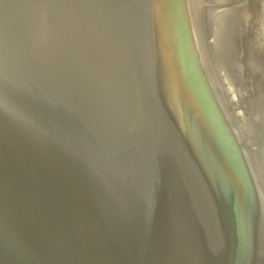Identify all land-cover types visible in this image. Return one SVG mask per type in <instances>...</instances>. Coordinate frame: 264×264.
Returning <instances> with one entry per match:
<instances>
[{"label": "water", "instance_id": "obj_1", "mask_svg": "<svg viewBox=\"0 0 264 264\" xmlns=\"http://www.w3.org/2000/svg\"><path fill=\"white\" fill-rule=\"evenodd\" d=\"M219 4L0 0V264H264V42Z\"/></svg>", "mask_w": 264, "mask_h": 264}, {"label": "bare ground", "instance_id": "obj_2", "mask_svg": "<svg viewBox=\"0 0 264 264\" xmlns=\"http://www.w3.org/2000/svg\"><path fill=\"white\" fill-rule=\"evenodd\" d=\"M217 1H220L221 2V0H217ZM249 2L252 5V3H254V0H250ZM251 5H248V7L251 6ZM263 5H264V0H263L262 4L259 5L260 10L257 9L258 11H252V9L249 8V9H247L248 10L247 11V15H246L245 11H243L244 9H246L243 6H240L238 8V10L236 11L237 12V13H235L236 16H238L239 14H241L242 17H239L240 20L246 21V23H244V26L246 24L248 25V27H249V33L247 32L248 34L246 35L247 36V39H245V40H247V41L245 42V40L243 39L236 46V50L232 54L233 56L239 57V56H241L240 53L242 52V53H244V55L246 57L247 56L249 57L250 54H251V52H252L251 50L253 49V47L256 46V48H258L257 45L259 46L262 42H264V37H262V34L264 32V11H263V13H261L262 8H263ZM233 19H234V17H231L227 21L225 20L226 21V24L229 23L228 25H230V22H233L234 23V20ZM254 22L256 24H253ZM245 30H246V28H245ZM221 34L224 35L223 33H221ZM228 44L229 43H227V40L225 39V37L222 36L221 38H219L218 47L217 48H218V51L221 53L220 58L222 59L221 61H223V62H221L222 64L226 60H228V57H229L230 52L232 53V51H234V48H233L234 43L231 42V44L233 45V46H231V48L228 46ZM261 55H262V58L264 59V46H263V49L260 50V53L258 54V56L257 55L256 56L255 55L253 56V58L256 59L255 60V64L258 63L257 60H259V61L261 60ZM237 61L238 62H241V58H239ZM249 69L250 68H248V70ZM254 77L256 79V81L254 79V82H259V80H260V82L262 83V86H264V70H257L256 71V75ZM236 88L237 87H235V90L238 91Z\"/></svg>", "mask_w": 264, "mask_h": 264}, {"label": "rangeland", "instance_id": "obj_3", "mask_svg": "<svg viewBox=\"0 0 264 264\" xmlns=\"http://www.w3.org/2000/svg\"><path fill=\"white\" fill-rule=\"evenodd\" d=\"M250 0H221V2H220V4H219V7H220V9H219V12H218V14L215 16V19L217 20V22H218V24H222L223 25V32L225 33V31L228 33L229 32V34L231 35V32H232V30L233 29H235L236 28V26H237V24L236 23H238V26L240 27L239 29H240V31H242V37H240V34H238V36H239V38L236 36V42H237V45L239 44V41L241 42L243 39L245 40V39H247V34L249 33V27H248V25L246 24L245 26H244V23H246V21H244V20H240L239 19V17H242L241 16V14H239L238 16H236V14L235 13H237L236 11L238 10V8L240 7V6H243V7H245L246 9H244L243 11H245V13H246V15H247V9H249V8H251L252 9V11H258V10H260V7H259V5H261L262 4V2H263V0H254V3H252V5H251V3L249 2ZM248 5H251V6H249L248 7ZM248 7V8H247ZM258 9V10H257ZM225 17V18H224ZM231 17H234V23L233 22H230V25H228V24H226V21L228 20V19H230ZM226 20V21H225ZM228 28V29H227ZM245 28H246V30H245ZM232 29V30H231ZM221 31V30H220ZM248 32V33H247ZM233 38V41H234V36H233V33H232V35L230 36V39H232ZM247 40H245V42H246ZM239 66V65H238ZM263 69H264V63H263ZM238 68V67H237ZM243 71H244V69L243 70H240L239 72L238 71H234L235 73H234V76H233V78H232V83H233V91L235 92L236 90H235V87H237L236 89L237 90H240V86L238 85L239 84V82H238V76L236 75V74H238L239 73V76H240V78H241V76H242V74H243ZM251 72V71H250ZM237 80V81H236ZM236 81V82H235ZM255 81H256V79H255ZM237 94H238V96H239V93H238V91L236 92ZM250 93V92H249ZM242 95V93L240 92V96ZM238 96H236V97H238ZM246 97L247 98H249V99H251L252 97H253V95H252V93L251 94H247V95H245V99H246Z\"/></svg>", "mask_w": 264, "mask_h": 264}]
</instances>
